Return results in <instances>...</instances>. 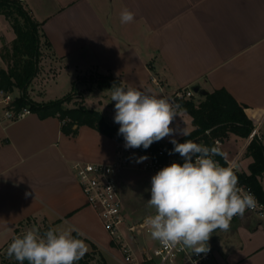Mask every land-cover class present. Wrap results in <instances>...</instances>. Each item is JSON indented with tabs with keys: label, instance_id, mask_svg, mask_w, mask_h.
<instances>
[{
	"label": "crops",
	"instance_id": "obj_1",
	"mask_svg": "<svg viewBox=\"0 0 264 264\" xmlns=\"http://www.w3.org/2000/svg\"><path fill=\"white\" fill-rule=\"evenodd\" d=\"M20 3L40 24L41 41L49 44L41 52L59 66L57 74L74 70L75 77L91 72L111 75L120 87L150 88L166 98L194 86L208 93L225 89L245 106L264 143V0ZM124 8L136 14L132 23H121ZM0 17L1 29L12 30ZM10 43L1 39L0 51ZM0 60L5 69L1 56ZM85 92L91 96L83 93L80 100L92 108L87 106L92 92ZM31 99L52 101L45 94ZM236 139L244 142L235 150ZM247 144L248 138L233 134L222 144L228 159L241 152L239 172L246 171L238 163ZM114 154V139L85 125L71 136L61 131L57 117L41 119L30 113L14 122L0 121V249L15 236L16 228L34 220L47 230L74 227L88 254L96 253L103 264H123L72 170L76 162L111 164ZM208 246L213 252L208 264H264V219L245 213L231 222L229 230L214 231Z\"/></svg>",
	"mask_w": 264,
	"mask_h": 264
},
{
	"label": "clouds",
	"instance_id": "obj_2",
	"mask_svg": "<svg viewBox=\"0 0 264 264\" xmlns=\"http://www.w3.org/2000/svg\"><path fill=\"white\" fill-rule=\"evenodd\" d=\"M135 13L124 8L120 13L122 24L132 23ZM111 101L115 102L114 122L119 124L118 135L124 147L147 149L154 142L173 137V153L183 163L173 162L151 177L148 207L154 214L145 218L152 239L165 247L182 245L193 253H207L208 241L217 229L227 231L236 216L255 210V196L239 187L235 165L222 166L215 156H224L218 147H209L191 139L178 142L177 133L190 135L186 128H173L179 105L166 97H158L152 90L116 86L111 88ZM206 134H208L206 132ZM171 154V153H170ZM141 156L137 163L147 160ZM27 195V194H26ZM73 232L77 235L74 236ZM79 230L50 228L42 234L33 226L13 238L7 256L19 264H77L88 251Z\"/></svg>",
	"mask_w": 264,
	"mask_h": 264
},
{
	"label": "trees",
	"instance_id": "obj_3",
	"mask_svg": "<svg viewBox=\"0 0 264 264\" xmlns=\"http://www.w3.org/2000/svg\"><path fill=\"white\" fill-rule=\"evenodd\" d=\"M0 15L9 21L15 34L11 45L0 51V56L6 64L5 69L0 68V90L4 92L19 90L20 94L14 100L15 106L18 108L27 106L31 113H36L41 119L57 117L61 122V131L66 135L75 136L79 127L85 125L109 137L124 139L122 135H118L120 125L108 122L100 111L87 108L81 100L73 101L72 92L75 90L67 96L46 103L30 101L26 96V90L38 72L42 46L46 48L49 44L47 40L42 43L40 24L33 20L19 0H0ZM95 81L99 87L112 88L113 84L120 86L111 75H98ZM70 103L72 105L68 106ZM176 105L190 116L193 126L189 136L177 140L181 143L184 139L193 141L204 139L212 146L214 139L224 141L230 134L247 139L254 129L252 121L245 113V106L238 104L225 89H215L197 103L193 97L179 99ZM164 146L173 144L158 141L147 149L139 148V152L156 150ZM245 155L250 159L247 172L236 175L239 181L251 187L264 203V143L253 137L246 146ZM90 257H92L90 253L85 254L77 264H89ZM0 264L19 262L14 258H2ZM24 264H27V261Z\"/></svg>",
	"mask_w": 264,
	"mask_h": 264
},
{
	"label": "built area",
	"instance_id": "obj_4",
	"mask_svg": "<svg viewBox=\"0 0 264 264\" xmlns=\"http://www.w3.org/2000/svg\"><path fill=\"white\" fill-rule=\"evenodd\" d=\"M20 2L22 0H19ZM195 95L191 88L177 90L168 99L176 105L179 99H188ZM16 97L11 92L0 90V121L9 123L23 119L31 113L30 109L25 107H16L14 100ZM208 133V131H207ZM256 137L261 140L257 129H253L248 137V142ZM115 141L114 160L111 164H92L76 162L72 166L73 175L79 184L87 205H89L99 217L103 229L108 234L110 241L119 249L123 264H208L213 256L210 249L206 254L193 253L191 249L184 248L182 245L175 247H165L158 240L149 236V242L142 240L141 236L150 233L145 227L144 220L149 214L137 221L131 220L124 212L122 199L119 193L118 178L123 170L134 168L139 171L155 175L163 167L173 162L183 163V158L178 153H173L174 146H164L156 150H146L139 152V148L124 147V139L113 138ZM203 143L209 147H218L221 152L223 141L214 139L212 146L210 142L200 139L195 141ZM171 153V154H170ZM238 151L234 158L217 155L214 157L222 166L235 165L240 156ZM141 156H147L148 159L137 163ZM239 187L245 191L251 192L257 202L258 207L255 210H247L245 213L252 214L260 219H264V203L259 200L251 187L239 181ZM244 213V214H245ZM236 216L231 222L235 221Z\"/></svg>",
	"mask_w": 264,
	"mask_h": 264
},
{
	"label": "rangeland",
	"instance_id": "obj_5",
	"mask_svg": "<svg viewBox=\"0 0 264 264\" xmlns=\"http://www.w3.org/2000/svg\"><path fill=\"white\" fill-rule=\"evenodd\" d=\"M2 19L3 18L0 19V26ZM1 39L3 41H10L12 43V41L15 39V35L11 29L8 31L7 29H1L0 27V44ZM46 55L47 54L42 51L38 64V72L26 90V96L30 101H33L31 97L44 94L46 99L56 100L67 96L72 92V90H75L74 93L72 92V100L74 101L80 100V96L83 93H86L87 97L89 98L91 95H88V93L85 91H91L92 97L87 106L98 109L106 119H110L112 123L119 126V124L114 122L115 102L111 101V88L99 87L97 85L95 80L98 78V74H94L93 72L85 74L79 73V75L75 77L76 72L74 70H62L57 74L59 66L53 64L52 59L48 58ZM0 66L4 67V64L1 62V60ZM11 93L14 97L20 94L18 89H14ZM193 99L197 103L202 100V96L195 94ZM98 100L101 105L99 104ZM73 101L71 103H73ZM171 126L178 129L186 128L189 133L193 129L191 118L186 112H178V117ZM261 132L263 133L264 140V126ZM181 137L183 136L177 133L174 138L178 140ZM172 138L173 137H165L160 141L162 143H170ZM225 140L227 141L228 138ZM241 142L243 143L244 141L236 139V141L233 142L235 150L239 147ZM249 160L250 159H248V157L246 158V155L242 156L238 163V168L246 170L244 172H247ZM152 176L153 174L151 173L139 171L134 168L123 170L119 175V193L122 199L124 212L133 221H137L149 214L154 213V209L148 207L147 205V200L150 199L151 196L150 188ZM33 226L38 228L41 234L47 230L45 224H39L34 220H29L17 228V232L15 233L14 237L22 235ZM104 232L106 237L109 238L105 230ZM149 236L151 237L150 233H148V235L144 234L141 236V239H146V242H149ZM11 241L5 247L0 249V261L2 258L10 259L7 256V248ZM91 254L92 257H90L91 259L88 261L89 264H103V260L97 256L96 253L92 252Z\"/></svg>",
	"mask_w": 264,
	"mask_h": 264
},
{
	"label": "water",
	"instance_id": "obj_6",
	"mask_svg": "<svg viewBox=\"0 0 264 264\" xmlns=\"http://www.w3.org/2000/svg\"><path fill=\"white\" fill-rule=\"evenodd\" d=\"M193 92L199 96H205L208 92L202 88H200L199 86H194L192 88Z\"/></svg>",
	"mask_w": 264,
	"mask_h": 264
}]
</instances>
